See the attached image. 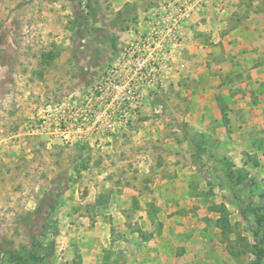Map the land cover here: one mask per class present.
<instances>
[{
  "label": "rangeland",
  "instance_id": "374dc122",
  "mask_svg": "<svg viewBox=\"0 0 264 264\" xmlns=\"http://www.w3.org/2000/svg\"><path fill=\"white\" fill-rule=\"evenodd\" d=\"M212 2L197 0V6ZM181 5L186 4L182 0H0V264L98 260L121 264L113 248L122 242L133 244L130 234L137 230L132 216L138 205L118 210L119 196L124 188L143 184L150 188L148 184L159 178L155 170L166 166H174V173L167 170L163 179L190 184L188 204L197 198L246 196L236 187L228 192L220 187L226 174L238 181L242 175L233 173L225 158H213L205 138L201 143L206 147L182 157L168 147L162 149L156 140L155 148L162 149L165 157L154 150L157 155L151 160L148 148L132 144L131 137L138 132L132 120L106 121L123 130L118 135L108 126L105 135L125 140L110 147L99 140L89 142L102 129L103 121L95 113L83 123L80 120L81 105L101 75L136 32L149 33L144 21L152 20L159 9L179 12ZM137 117L141 119L142 112ZM168 127L166 136L173 141L179 130L189 133L184 124ZM150 166L156 168L152 171ZM176 166L180 173L186 169L185 174H177ZM246 194L250 200L256 195L264 199L262 190ZM177 208L187 216L209 212L205 206L200 211L194 205ZM248 208L249 216L240 211L243 220L223 222L222 241L233 239L231 253L237 260L258 264L264 261V203ZM214 209L225 221L227 208Z\"/></svg>",
  "mask_w": 264,
  "mask_h": 264
},
{
  "label": "crops",
  "instance_id": "0c3cea01",
  "mask_svg": "<svg viewBox=\"0 0 264 264\" xmlns=\"http://www.w3.org/2000/svg\"><path fill=\"white\" fill-rule=\"evenodd\" d=\"M182 1L187 16L159 9L152 20L143 23L148 34L154 30L157 33L159 43L152 56L159 66L161 86L146 90L143 117L131 121L138 131L131 137L132 144L148 148L147 155L154 160V150L165 157L163 147L177 157L196 152L199 146H207L201 143L205 138L213 158H225L233 173L242 175L238 181L226 174L220 187L225 192L236 187L246 196L234 198L229 194L209 201L197 198L188 204L190 184L163 179L169 171L174 173V166L155 170L159 178L148 184L150 188L145 184L124 188L125 194L119 196L118 210L138 205L132 216L137 231L130 234L133 244L118 243L113 254L121 256V264H248L232 255L233 239L230 243L222 241L220 214L211 210L226 207V220L234 222L243 220L240 211L249 216L250 205L264 203L263 198L256 195L250 200L246 194L250 190L264 191V0H214L204 7L197 6V0ZM168 26L173 32L163 31ZM106 121L101 122L102 129L91 137L90 144L99 140L109 147L114 142L122 145L123 137H107L105 130L112 126L118 134L123 128ZM178 124L187 125L189 133L179 130V138L173 141L166 136L168 126ZM156 140L162 149L155 148ZM176 169L177 174H185L186 169L182 173L178 166ZM188 205L199 211L205 206L209 212L187 216L177 210ZM235 206L242 208L235 210ZM88 264L114 263L98 260Z\"/></svg>",
  "mask_w": 264,
  "mask_h": 264
},
{
  "label": "built area",
  "instance_id": "2783aa9c",
  "mask_svg": "<svg viewBox=\"0 0 264 264\" xmlns=\"http://www.w3.org/2000/svg\"><path fill=\"white\" fill-rule=\"evenodd\" d=\"M177 7L182 16H187L185 8ZM173 27H163L166 33ZM157 33L136 32L124 47L120 56L101 75L89 97L80 109V120L86 121L95 113L98 120L117 119L128 122L142 111L146 90L161 86L160 70L152 56L158 44ZM78 111V112H79ZM80 123V124H82ZM64 133L63 138L68 139Z\"/></svg>",
  "mask_w": 264,
  "mask_h": 264
},
{
  "label": "trees",
  "instance_id": "16d2710c",
  "mask_svg": "<svg viewBox=\"0 0 264 264\" xmlns=\"http://www.w3.org/2000/svg\"><path fill=\"white\" fill-rule=\"evenodd\" d=\"M222 207H223V206H222ZM223 209H224V208H223ZM214 210L217 211V212L219 211V209H214ZM226 215H227V214H226ZM220 219H221V218H220ZM223 222H225V223L227 222L226 218H225V221H224V219H221L220 221H218V226H220L221 229H222L221 226L223 225Z\"/></svg>",
  "mask_w": 264,
  "mask_h": 264
}]
</instances>
